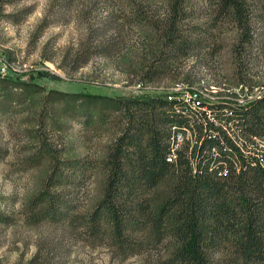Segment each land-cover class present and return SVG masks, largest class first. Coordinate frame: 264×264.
<instances>
[{"label": "trees", "instance_id": "16d2710c", "mask_svg": "<svg viewBox=\"0 0 264 264\" xmlns=\"http://www.w3.org/2000/svg\"><path fill=\"white\" fill-rule=\"evenodd\" d=\"M192 2L170 0L163 11L133 12L128 29L143 25L152 36L144 38V53L131 76L140 88L159 87L168 94L120 100L125 127L103 161L108 171L103 199L82 215L45 189L35 199V208L46 204L36 220L41 216L61 224L62 237L39 243L22 264H58L60 243L73 236L94 248H110L123 260L157 253L156 264H264V146L259 143L264 141V94L241 105L227 99L235 96L232 91L221 99L225 82L218 70L215 80L203 74L182 79L179 72L184 58L210 47L211 31L220 22L231 23L241 33L240 42L251 43L253 7L257 2L264 13V0H208L211 19L201 34L196 33L200 26L192 30L187 21ZM123 32L118 24L108 40L89 37L70 60L72 68L125 49ZM215 52L208 53L214 68ZM248 87L243 83L240 90ZM177 88L202 91L201 109L169 101ZM179 133L185 135L182 142ZM173 150L176 158L169 161ZM171 173V196L156 207L152 192Z\"/></svg>", "mask_w": 264, "mask_h": 264}, {"label": "rangeland", "instance_id": "374dc122", "mask_svg": "<svg viewBox=\"0 0 264 264\" xmlns=\"http://www.w3.org/2000/svg\"><path fill=\"white\" fill-rule=\"evenodd\" d=\"M118 1L0 0V264L26 263L39 243L61 240V224L36 220L46 204L35 208V199L45 189L82 215L103 199L108 177L103 161L125 127L120 100L168 94L135 83L131 73L152 32L143 25L130 31L128 24L136 10L163 11L170 0ZM187 13L190 28L200 26L196 33H206L208 0H193ZM263 15L255 2L249 44L240 42L231 23L220 22L211 31L210 47L182 60L180 77L203 74L215 80L218 70L225 82L221 99L230 91L235 96L227 99L239 102L264 94ZM118 24L124 25L125 49L72 68L70 60L89 37L108 40ZM213 49L216 68L208 54ZM243 83L249 86L245 91ZM174 179L171 173L152 192L156 207L170 198ZM60 245L58 264H156L157 259L154 253L123 260L110 248H94L74 236Z\"/></svg>", "mask_w": 264, "mask_h": 264}, {"label": "built area", "instance_id": "2783aa9c", "mask_svg": "<svg viewBox=\"0 0 264 264\" xmlns=\"http://www.w3.org/2000/svg\"><path fill=\"white\" fill-rule=\"evenodd\" d=\"M3 76L6 73V68H3ZM140 87V85H139ZM175 95H170L168 97V100L171 101L173 99L178 100V101H184L187 105H189V107H191V109L197 111L198 109H201V107L204 104V94L202 91L197 90V89H189V88H177L175 89ZM186 92L187 97H185L183 94ZM248 101L246 102H239L241 105H245L247 102L251 101L252 99H254L253 96L248 97ZM256 98V97H255ZM184 135L182 134H178V139L182 142L184 140ZM176 158L175 155V150L172 151V154L169 155V161H172L173 159Z\"/></svg>", "mask_w": 264, "mask_h": 264}]
</instances>
